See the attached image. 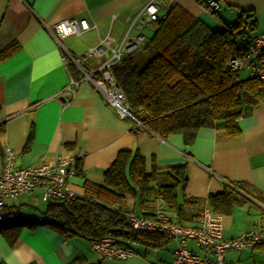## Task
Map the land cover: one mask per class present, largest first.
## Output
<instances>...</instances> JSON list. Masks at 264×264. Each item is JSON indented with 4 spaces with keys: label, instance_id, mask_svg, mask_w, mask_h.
<instances>
[{
    "label": "crops",
    "instance_id": "obj_1",
    "mask_svg": "<svg viewBox=\"0 0 264 264\" xmlns=\"http://www.w3.org/2000/svg\"><path fill=\"white\" fill-rule=\"evenodd\" d=\"M147 1L0 0V53L9 45L15 46L0 57V122H4L0 153L4 144L10 146L16 167L52 164L57 156H75L78 168L68 183L81 196L84 180L102 183L103 172L119 151L138 152L147 173L157 170L151 186L157 182L172 183L174 180L166 172L171 167L184 166L185 181L177 187L178 201L185 197L197 202L184 204L185 218L180 220L174 209L167 208L154 195L140 202L135 191L126 201L131 214L151 219L162 211L179 225L195 227L199 212L210 209L207 196L232 188L245 201L233 205L228 214L220 213L222 238L264 230V103H258L240 119L238 136L227 137L215 128H202L194 141L185 145L178 133L162 138L136 127L129 119H121L88 81H82L74 95L61 94L69 77L78 75H72L63 63L62 50L49 28L64 19H86L93 24V28L78 36L61 39L71 54L83 56L100 39L115 47L127 32L134 35L136 29L130 25ZM155 1L167 9L175 6L210 28H221L223 22L233 23L243 12H250L254 21L251 33H264V0H218L216 16L204 11L200 0ZM159 15L164 13L160 11ZM155 30V22L143 29L148 41ZM149 54L141 50L135 58L141 60ZM102 61V57L92 54L84 62L92 69ZM241 72L248 75L246 70ZM231 182H241L249 194L235 189ZM3 203L17 213L19 220L27 221L39 217L48 202L42 201L41 190L36 189L6 198ZM122 242L133 255L107 258L95 253L90 240L81 236L64 238L45 225H23L10 237L0 231V264H158L170 261L177 248L174 238L161 249ZM185 245L192 252L212 258L192 239L186 240ZM224 258L264 264V245L229 249Z\"/></svg>",
    "mask_w": 264,
    "mask_h": 264
},
{
    "label": "trees",
    "instance_id": "obj_2",
    "mask_svg": "<svg viewBox=\"0 0 264 264\" xmlns=\"http://www.w3.org/2000/svg\"><path fill=\"white\" fill-rule=\"evenodd\" d=\"M210 14L216 16L217 11ZM251 18L250 12H243L233 23L210 28L173 6L154 21L156 30L145 48L150 49V54L138 60L136 52L111 67L129 109L133 114L138 108L146 112L139 118L144 130L162 138L178 133L185 145L191 144L202 128H215L227 137L240 134V119L258 103H264V83L248 75L240 78L241 71L228 65L229 59L244 47V43L234 42L235 37L244 25L251 31L254 28ZM14 47L7 46L0 57ZM68 69L78 75L70 64ZM3 123L0 122V133ZM157 174L156 169L146 172L138 152L119 151L103 172L102 183L85 179L83 195L69 201H50L39 217L27 221L19 220L15 212L14 218L0 222V231L10 237L20 226L45 225L64 238L81 236L91 241L111 236L124 246L122 241H129L161 249L170 241L169 235L128 226L127 196L137 192L142 202L152 194L174 209L180 220L185 218L184 204L197 200L182 197L178 201L177 187L185 181L184 166H174L166 172L174 180L172 183L151 186ZM230 184L249 194L241 182ZM207 199L210 209L221 214H228L233 205L245 201L232 188L209 194Z\"/></svg>",
    "mask_w": 264,
    "mask_h": 264
},
{
    "label": "built area",
    "instance_id": "obj_3",
    "mask_svg": "<svg viewBox=\"0 0 264 264\" xmlns=\"http://www.w3.org/2000/svg\"><path fill=\"white\" fill-rule=\"evenodd\" d=\"M200 1L202 9L206 12H216L219 9L218 0ZM160 11L165 14L167 8L164 5H159L155 0H148L130 25V28L136 29L134 35L130 36L127 32L115 47H110L104 39H100L99 43L89 48L83 56L71 54L63 47L61 39L69 35L78 36L93 28L94 25L86 19H64L54 23L49 28V33L62 50V61L66 67L70 64L78 71L77 78L69 77V82L61 94L74 95L78 85L82 81H88L95 87L105 103L115 109L118 117L129 119L136 127L144 129L139 118L146 116V112L138 108L133 114L129 109L122 91L112 76L111 67L119 63L123 57L149 46L143 29L147 24L160 18ZM249 28L248 25H244L242 32L235 37L234 42L244 43V47L236 56L229 59L228 65L234 71L246 70L248 76L255 77L264 83V33L253 34ZM92 54L102 57L103 61L96 68L89 69L84 61L85 57ZM14 156L15 153L10 146L4 144L1 147L0 222L16 216L13 209L4 205L3 200L6 198H16L36 189L41 190L43 202L69 201L80 196L70 188L68 183L69 177L75 175L78 168L75 156H57L52 164L39 162L23 167L14 165ZM125 218L128 226L134 230L163 233L177 240V248L172 259L158 264H246L241 261L226 260L224 252L229 249L264 244V230L243 231L237 237L222 238V215L209 208H204L199 212L198 225L195 227L179 225L162 211L154 213L151 219L131 213L127 214ZM188 239L196 241L201 249L212 255V258L203 257L187 249L185 241ZM90 244L92 250L102 257L125 259L133 255L128 247L118 243L111 236L91 240Z\"/></svg>",
    "mask_w": 264,
    "mask_h": 264
},
{
    "label": "rangeland",
    "instance_id": "obj_4",
    "mask_svg": "<svg viewBox=\"0 0 264 264\" xmlns=\"http://www.w3.org/2000/svg\"><path fill=\"white\" fill-rule=\"evenodd\" d=\"M145 34V33H144ZM142 52H150V49H145V50H142ZM240 77L242 78L243 76H246V73L245 72H240Z\"/></svg>",
    "mask_w": 264,
    "mask_h": 264
}]
</instances>
